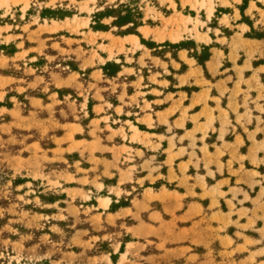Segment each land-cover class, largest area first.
Instances as JSON below:
<instances>
[{
	"label": "rangeland",
	"instance_id": "rangeland-1",
	"mask_svg": "<svg viewBox=\"0 0 264 264\" xmlns=\"http://www.w3.org/2000/svg\"><path fill=\"white\" fill-rule=\"evenodd\" d=\"M243 128L264 0H0V264H264Z\"/></svg>",
	"mask_w": 264,
	"mask_h": 264
},
{
	"label": "crops",
	"instance_id": "crops-1",
	"mask_svg": "<svg viewBox=\"0 0 264 264\" xmlns=\"http://www.w3.org/2000/svg\"><path fill=\"white\" fill-rule=\"evenodd\" d=\"M263 140L264 138L258 136L253 128L247 129V131L243 128L242 131L238 130V133L235 134L231 141L227 142V146L223 145L221 147H228L234 153L241 151L243 148H247L246 150L248 153H253L255 150L260 152L264 148ZM88 143L94 144L92 142Z\"/></svg>",
	"mask_w": 264,
	"mask_h": 264
},
{
	"label": "bare ground",
	"instance_id": "bare-ground-1",
	"mask_svg": "<svg viewBox=\"0 0 264 264\" xmlns=\"http://www.w3.org/2000/svg\"><path fill=\"white\" fill-rule=\"evenodd\" d=\"M2 1H4L6 4L9 3V0H2ZM134 41L137 42V39H135ZM101 201L105 208H108L110 206L111 203L110 199H101Z\"/></svg>",
	"mask_w": 264,
	"mask_h": 264
}]
</instances>
